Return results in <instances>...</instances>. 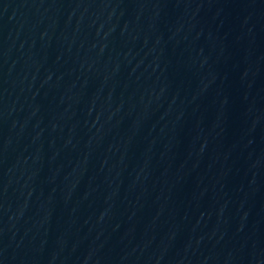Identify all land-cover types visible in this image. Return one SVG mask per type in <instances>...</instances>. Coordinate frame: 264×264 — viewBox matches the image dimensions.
I'll return each instance as SVG.
<instances>
[{"label": "water", "instance_id": "water-1", "mask_svg": "<svg viewBox=\"0 0 264 264\" xmlns=\"http://www.w3.org/2000/svg\"><path fill=\"white\" fill-rule=\"evenodd\" d=\"M0 264H264V0H0Z\"/></svg>", "mask_w": 264, "mask_h": 264}]
</instances>
